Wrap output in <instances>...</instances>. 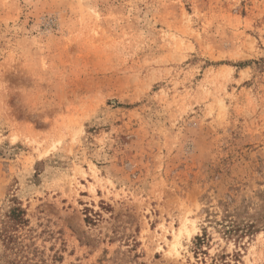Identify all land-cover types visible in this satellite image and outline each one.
Here are the masks:
<instances>
[{"label":"rangeland","instance_id":"obj_1","mask_svg":"<svg viewBox=\"0 0 264 264\" xmlns=\"http://www.w3.org/2000/svg\"><path fill=\"white\" fill-rule=\"evenodd\" d=\"M0 264H264V0H0Z\"/></svg>","mask_w":264,"mask_h":264},{"label":"trees","instance_id":"obj_2","mask_svg":"<svg viewBox=\"0 0 264 264\" xmlns=\"http://www.w3.org/2000/svg\"><path fill=\"white\" fill-rule=\"evenodd\" d=\"M14 210H16V209H14ZM18 210H20V209H18ZM21 212H22V210H20ZM200 239V238H199Z\"/></svg>","mask_w":264,"mask_h":264}]
</instances>
